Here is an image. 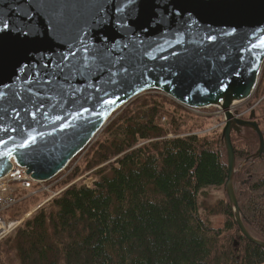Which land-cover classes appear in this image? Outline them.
Segmentation results:
<instances>
[{
	"label": "water",
	"instance_id": "95a60500",
	"mask_svg": "<svg viewBox=\"0 0 264 264\" xmlns=\"http://www.w3.org/2000/svg\"><path fill=\"white\" fill-rule=\"evenodd\" d=\"M263 65L264 0H0V179L17 165L50 181L114 113L158 91L223 112L224 191L242 235L264 248L241 216L232 134H258L246 161L262 157L264 135L254 112L231 110Z\"/></svg>",
	"mask_w": 264,
	"mask_h": 264
},
{
	"label": "trees",
	"instance_id": "16d2710c",
	"mask_svg": "<svg viewBox=\"0 0 264 264\" xmlns=\"http://www.w3.org/2000/svg\"><path fill=\"white\" fill-rule=\"evenodd\" d=\"M261 87L264 65L253 94ZM190 111L154 91L131 101L85 160L99 165L93 186L72 183L27 217L0 242V264H264L228 198L201 211L200 196L224 186L228 159L220 133L193 132L204 121ZM254 115L264 135V107L261 123ZM245 132L232 134L236 195L246 228L264 241V154L244 164L259 147Z\"/></svg>",
	"mask_w": 264,
	"mask_h": 264
},
{
	"label": "rangeland",
	"instance_id": "374dc122",
	"mask_svg": "<svg viewBox=\"0 0 264 264\" xmlns=\"http://www.w3.org/2000/svg\"><path fill=\"white\" fill-rule=\"evenodd\" d=\"M154 92L161 93L158 91H154ZM161 94L165 96L167 95L165 93H161ZM167 97L169 96L167 95ZM128 105H126L124 108H121L120 110H118L116 113L113 114L111 120L108 122L106 127L101 132L98 133V135L95 137L93 142L88 147H86L84 151H82L76 158H74L73 161L69 164V166L57 177V179H59V182L52 187V190L57 191L59 189L66 188V186H69L72 183L85 184L89 187L93 186L94 182L97 180V174L95 170L99 165L95 167L87 168L89 161L85 162V160L89 157V153L94 148V146L97 144V142L104 139L105 129L108 127V125H110L113 120H117L121 118L125 112V108ZM185 107H187L190 110L193 109L192 107H189V106H185ZM263 107H264V89L263 87H261L248 100L236 102L232 108L234 112H237V114L240 115V117L243 116L245 119H248L251 116L253 111L256 112L260 118L261 110H263ZM197 111H199L200 113L196 111H190V112L197 117L200 116L199 121H204V125H203V128L194 129L193 132L196 134H200V135L210 133V132L212 133V134L210 133V135L220 133L222 137V129L225 124L224 114L220 112V110H218L216 107L202 108ZM184 119L185 121H189L188 118H184ZM259 120L261 123V118ZM199 121L197 120L198 123H200ZM166 122H167V115H165V117H163L161 120V123H166ZM262 123H263V120H262ZM183 132H189V131L184 130ZM169 135L172 136V134H169ZM235 135L245 137L247 136V133L245 132V129H244V131L241 134H237L234 132L233 136ZM221 137L220 138L214 137V140H217L218 138L221 140ZM142 144H145V143H142ZM222 146L226 150L223 144ZM113 160L114 159H112V161ZM246 162L247 161H244V164ZM106 164L107 163H105V165ZM102 165L104 166V164ZM240 165L241 164L237 162L236 174H237V171L240 169ZM236 186L237 184L235 183V187ZM48 197H49V194L44 193L38 197H32V198L25 200L23 203H20L19 205L15 207V209L12 210L11 216L14 218H23L26 216L30 217L38 209H40L43 205L49 202V201L45 202V200ZM227 198L228 197H227L226 192L224 191V187L208 189L205 191L204 194L200 196L201 211L206 212L207 208L214 206L215 204L219 203L221 200H227ZM210 219L214 226L220 227L224 223V217L222 215H214ZM13 264H17V263L13 262Z\"/></svg>",
	"mask_w": 264,
	"mask_h": 264
},
{
	"label": "built area",
	"instance_id": "2783aa9c",
	"mask_svg": "<svg viewBox=\"0 0 264 264\" xmlns=\"http://www.w3.org/2000/svg\"><path fill=\"white\" fill-rule=\"evenodd\" d=\"M197 110L200 109L193 108L191 111L200 113ZM238 116L240 115L238 114ZM57 177H55L56 180L53 178L47 182L37 181L26 173L25 168L15 165L6 177L0 179V242L12 234L28 217L20 219L11 217V212L17 205L44 193L49 194L45 202L50 201L67 188L66 186V188L57 191L52 190V187L59 182Z\"/></svg>",
	"mask_w": 264,
	"mask_h": 264
},
{
	"label": "bare ground",
	"instance_id": "6f19581e",
	"mask_svg": "<svg viewBox=\"0 0 264 264\" xmlns=\"http://www.w3.org/2000/svg\"><path fill=\"white\" fill-rule=\"evenodd\" d=\"M234 104H235V103H234ZM234 104H233V105H234ZM232 107H233V106H232ZM231 110L233 111V108H231ZM233 112H234V111H233Z\"/></svg>",
	"mask_w": 264,
	"mask_h": 264
},
{
	"label": "snow or ice",
	"instance_id": "6c2138e0",
	"mask_svg": "<svg viewBox=\"0 0 264 264\" xmlns=\"http://www.w3.org/2000/svg\"><path fill=\"white\" fill-rule=\"evenodd\" d=\"M114 103V101H112Z\"/></svg>",
	"mask_w": 264,
	"mask_h": 264
}]
</instances>
